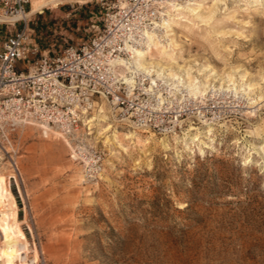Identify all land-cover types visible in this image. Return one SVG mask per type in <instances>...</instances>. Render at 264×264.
<instances>
[{"label": "rangeland", "instance_id": "1", "mask_svg": "<svg viewBox=\"0 0 264 264\" xmlns=\"http://www.w3.org/2000/svg\"><path fill=\"white\" fill-rule=\"evenodd\" d=\"M115 1L40 7L27 16L39 50L60 53L87 41ZM185 1L195 0L179 2ZM202 8L203 20L184 18L170 36L180 64L199 78L210 74L205 97L216 93L222 111L203 121L213 124L212 135L193 117L145 132L103 101L83 122L82 150L73 149L83 161L37 125L6 127L0 247L28 241L34 264H264V102L246 105L227 80L242 73L264 84V0H222L216 7L203 0ZM92 159L100 169H87ZM0 264L14 263L0 257Z\"/></svg>", "mask_w": 264, "mask_h": 264}, {"label": "built area", "instance_id": "2", "mask_svg": "<svg viewBox=\"0 0 264 264\" xmlns=\"http://www.w3.org/2000/svg\"><path fill=\"white\" fill-rule=\"evenodd\" d=\"M152 1L116 0L105 14L102 27L87 41L50 54L49 50H39L28 24L26 11L31 0H0V15L8 19L19 16L2 21L6 32L0 38V112L23 107L35 118L57 123L69 132L75 130V141L83 136V117L101 96L115 100L122 117L157 132L169 130L176 118L195 117L190 108L177 107L170 113L151 106L156 94L140 91L139 87L129 92L107 69V59L126 54L125 41L135 42L128 36L136 24L142 28L151 24L155 9ZM17 22L20 28H16ZM208 106H204L206 118L211 117L209 109L216 108L214 103ZM95 165L94 169H100L98 159Z\"/></svg>", "mask_w": 264, "mask_h": 264}, {"label": "bare ground", "instance_id": "3", "mask_svg": "<svg viewBox=\"0 0 264 264\" xmlns=\"http://www.w3.org/2000/svg\"><path fill=\"white\" fill-rule=\"evenodd\" d=\"M57 0H44V2L39 4L32 3L30 10L26 11V16L31 15L36 12L40 7L48 4H52ZM77 2H82V0H76ZM179 1L184 0H153L152 8L154 9V15L151 17L152 22L150 25L145 27H140L136 24L135 29L128 36L129 38L135 39V42L129 43L125 41V55H115L107 59V65L109 70L115 74L119 81H122L131 92L136 87H139L140 91L146 93L156 94V99L153 104L149 103L155 108L167 110L165 112L173 113L174 108H190L196 114L195 119L201 120L202 124L206 126L204 132L208 133L209 136L213 133V124L211 122L203 121H213L214 118H218V113H222L220 102H218L216 93H210L205 97L207 88L210 84L209 75L204 78H199L198 76L192 75L191 67L180 64L176 57L179 55L180 47L174 40L172 34L174 25H181L182 19L188 17H198L201 20L205 18L202 12L203 0H195L193 2L180 3ZM212 6H215L222 0H211ZM123 4V1H120ZM210 15L213 13V8L208 12ZM19 16H14L10 19L0 15V20H16ZM153 53H156L158 58L153 57ZM210 67L204 66V70H209ZM213 74V72H212ZM239 79L233 75L227 76V80L232 83V92H241L243 98L246 100V105L249 104H260L264 102V84L260 85L258 82H248L244 79L242 73L238 74ZM264 81V77L262 78ZM178 86L184 87L178 89ZM212 90H216L212 87ZM252 93V94H251ZM201 97L195 100V96ZM193 96V97H192ZM212 100L214 102H212ZM107 101L110 105H113L119 110L120 106L114 105L116 102L110 101L107 98L101 96L100 100H96L92 106V111L101 102ZM208 103H214L215 109H209V114L211 117L206 118L204 116V106H208ZM213 104H211L212 106ZM181 106V107H180ZM202 106V107H201ZM208 106V107H211ZM256 106V105H255ZM247 107V106H246ZM251 107V106H250ZM254 107V105L252 106ZM13 108V107H12ZM16 108V109H15ZM12 110L10 109L6 113L0 112V131L4 132L6 127H16L19 125H37L39 126L45 134L51 133L56 137H61L66 144L70 147L72 153L79 159H84L78 155L75 151H81L83 142L85 140L84 136H81L79 141L76 140V131L69 132L63 126L57 123H49L45 120L35 118L23 107H16ZM1 111H3L1 109ZM91 111V112H92ZM104 110L100 107L99 112ZM254 110H249L252 112ZM20 112H23L21 114ZM84 111L83 113H85ZM83 117V122L88 124L91 120L89 114ZM103 116V115H102ZM131 124L136 128L145 131L152 132L148 127H142L138 125L135 121L125 117ZM177 119V118H176ZM176 123L179 124L184 119H177ZM190 120V119H189ZM110 126V125H109ZM108 128V127H106ZM196 127L191 126L189 130H193ZM257 131V128H256ZM255 131V132H256ZM76 132V133H75ZM82 132V131H81ZM153 133V132H152ZM83 135V134H82ZM208 137L211 141L213 137ZM198 137H191V140H198ZM203 143L204 148H209L210 145L200 140ZM75 151H74V150ZM263 155L264 148L262 147ZM87 169H94L96 167L95 161L91 160L87 164ZM83 173V178H84ZM85 179V178H84ZM30 249V243L25 241L18 245H9L0 247V257L7 258L10 263H16L17 261L23 264H34V260L27 257V252Z\"/></svg>", "mask_w": 264, "mask_h": 264}]
</instances>
